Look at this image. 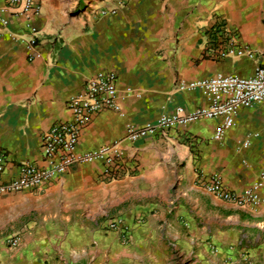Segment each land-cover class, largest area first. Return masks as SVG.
<instances>
[{
	"label": "crops",
	"instance_id": "crops-1",
	"mask_svg": "<svg viewBox=\"0 0 264 264\" xmlns=\"http://www.w3.org/2000/svg\"><path fill=\"white\" fill-rule=\"evenodd\" d=\"M37 1L40 58L30 61L19 41L25 17L11 20L9 30L17 36L0 25L3 181L19 176L24 163L47 165L42 136L70 119L68 101L102 70L118 75L121 110L95 116L78 151L119 142L129 175L111 180L102 162L86 163L39 189L0 195V264H177L173 250L182 264H264V103L241 109L221 141L214 135L222 122L208 119L175 127L165 137L135 144L126 139L129 125L141 128L177 107L208 105L199 91H179L181 80L251 76L256 65L264 66V0H128L123 8L118 0ZM102 9L110 12L100 15ZM216 16L249 47L248 41L262 43L256 60L205 56L202 34ZM214 174L238 192L262 182L261 206L240 208L209 194L201 182ZM80 194L97 207L75 202ZM108 200L129 208L122 217L128 241L109 229L110 220L92 229L83 219L103 212ZM32 201L52 208L41 222L20 220ZM70 217L80 219L76 232L67 225ZM17 235L22 242L12 248L7 240Z\"/></svg>",
	"mask_w": 264,
	"mask_h": 264
},
{
	"label": "built area",
	"instance_id": "built-area-1",
	"mask_svg": "<svg viewBox=\"0 0 264 264\" xmlns=\"http://www.w3.org/2000/svg\"><path fill=\"white\" fill-rule=\"evenodd\" d=\"M127 1L118 0V7L123 8ZM41 12L42 5L37 0H5V5L0 6V25L3 29L9 30L12 18H26V30L23 34H19V41L24 43L30 52V61L41 57L38 50L42 40L41 32L33 21V18ZM109 12L108 9H102L100 15ZM111 12L115 13V10ZM9 32L15 34L11 30ZM202 38L205 56L208 58L256 60V53L242 42L237 31L230 28L222 16L215 17L214 23L203 31ZM60 39L58 35L56 41ZM176 88L182 92H201L207 98L208 105L191 111L177 107L171 112L161 114L141 128L129 125L126 128V139L130 143L135 144L149 136L165 137L175 127L189 126L204 119L222 122L214 135L215 140L221 141L226 130L234 125L235 117L241 109L264 103V66L256 65L251 76L218 73L202 79L181 80ZM67 106L71 114L70 119L55 123L42 136V151L47 162L46 166L39 167L32 163H24L20 168L19 176L10 181H3L6 154L0 151V195L39 189L56 176L64 175L86 163L102 162L103 174L111 180L129 175L124 168V149L119 142L84 153L78 151L82 133L95 116L106 110H121L118 102L117 73L110 70L97 72L87 80L84 90L68 101ZM201 185L217 199L233 203L240 208L257 210L262 204L259 194L263 186L262 182L256 183L245 192H238L227 188L222 176L214 174L209 181H202ZM108 227L118 232L124 241H128L130 228L122 217L110 220ZM21 242L19 235L7 240V244L12 248L18 247ZM212 252L216 253L217 250L213 248ZM240 259L251 262L247 254H241Z\"/></svg>",
	"mask_w": 264,
	"mask_h": 264
},
{
	"label": "rangeland",
	"instance_id": "rangeland-1",
	"mask_svg": "<svg viewBox=\"0 0 264 264\" xmlns=\"http://www.w3.org/2000/svg\"><path fill=\"white\" fill-rule=\"evenodd\" d=\"M263 5H264V1H263ZM260 19L264 23V9L262 10V13L260 14ZM248 44L250 45L251 49H254L256 51L255 53L257 54H258V50L262 48L260 47V45L262 44V43L260 44V42L248 41ZM75 202H82L83 204H88L91 207H93L94 205H95L94 207H97V204H98L97 201H88L87 199H83V194H80L77 200H75ZM47 204H48L47 201L30 202L27 205L26 213H24L23 215H20V220H24V222L26 223L43 221L45 218V215L48 216L49 212L52 210V208L48 209L49 207ZM104 209L105 210L99 214H95V215L87 214L83 217L84 220H87L94 225V227L91 226L92 229L105 223L108 220H112L118 217H123V214L125 212H128L129 210L127 204L120 203L119 205H117V202H114L112 200L107 201ZM48 219L49 218H47V220ZM85 224L87 225L88 223H85ZM67 225L71 226L70 227L71 230L73 228V230L76 232L78 226L81 225V222H80V219L77 217H70L67 219ZM172 252L174 253V263L182 264V261L180 260V257L178 256V254H176V251L173 250ZM204 260H206V258H204Z\"/></svg>",
	"mask_w": 264,
	"mask_h": 264
}]
</instances>
